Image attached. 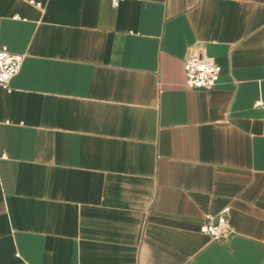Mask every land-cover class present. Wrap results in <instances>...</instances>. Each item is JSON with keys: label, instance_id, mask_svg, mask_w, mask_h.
Instances as JSON below:
<instances>
[{"label": "crops", "instance_id": "0c3cea01", "mask_svg": "<svg viewBox=\"0 0 264 264\" xmlns=\"http://www.w3.org/2000/svg\"><path fill=\"white\" fill-rule=\"evenodd\" d=\"M32 1L0 0V264H264V0Z\"/></svg>", "mask_w": 264, "mask_h": 264}, {"label": "built area", "instance_id": "2783aa9c", "mask_svg": "<svg viewBox=\"0 0 264 264\" xmlns=\"http://www.w3.org/2000/svg\"><path fill=\"white\" fill-rule=\"evenodd\" d=\"M37 5L32 0H24ZM125 0H109L112 7H117ZM23 57L12 55L6 47L0 49V87L8 90L10 81L19 73ZM185 86L189 89H213L220 78V67L211 58L203 55L191 56L184 62ZM206 224L200 232L215 242H227L233 234L227 219V211L205 217Z\"/></svg>", "mask_w": 264, "mask_h": 264}]
</instances>
